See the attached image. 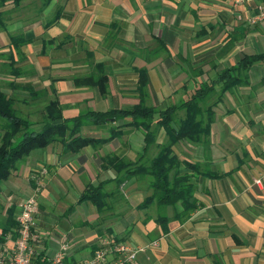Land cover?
<instances>
[{
	"label": "crops",
	"instance_id": "crops-1",
	"mask_svg": "<svg viewBox=\"0 0 264 264\" xmlns=\"http://www.w3.org/2000/svg\"><path fill=\"white\" fill-rule=\"evenodd\" d=\"M260 5L264 0L7 2L0 8V84L23 92L29 108L43 103L40 114L48 101H58L63 117L70 118L137 105V71L145 70L146 103L163 111L189 99L196 87L216 80L244 55L264 54V21L250 23ZM10 36L28 43L17 50ZM102 75L104 96L88 85ZM246 75L247 83L224 93L214 106L208 143L174 147L180 160L200 167L186 171L195 204L187 218L172 219V207L140 209L151 194L146 181L131 179L118 190L108 183L115 172L103 159L115 154L135 160L144 147L142 129L123 127L129 118L101 126L89 121L81 128L83 137L106 139L122 127L108 143L75 154L59 142L32 151L0 184V248L11 246L7 237L13 229L2 233L7 211L16 218L20 203L34 191L32 176L43 168L36 222L47 237L45 260L63 238L69 242L65 260L73 263L90 258L113 236L133 247L157 243L137 255L139 264H264V61ZM165 142L159 129L155 144ZM100 182L107 183L109 194L99 213L78 198L86 184ZM162 215L169 220L162 222Z\"/></svg>",
	"mask_w": 264,
	"mask_h": 264
},
{
	"label": "trees",
	"instance_id": "trees-1",
	"mask_svg": "<svg viewBox=\"0 0 264 264\" xmlns=\"http://www.w3.org/2000/svg\"><path fill=\"white\" fill-rule=\"evenodd\" d=\"M24 0H0V8L11 2L19 6ZM48 2L44 3V6ZM54 23L53 21L49 24ZM11 44L17 50L28 40L9 37ZM264 61V54L244 55L234 67L221 71L216 80L196 87L189 99L179 105L167 107L160 111L148 106L146 100L147 76L145 70H138V83L134 91L139 103L125 109H115L106 112L88 111L74 117L65 118L62 115V106L58 101H48L42 110L39 121H30L20 116L14 107V101L0 90V184L9 179L11 173L25 161L32 151L41 150L53 143L63 144L66 152L78 153L85 147L106 144L119 135L122 126H129L144 131V147L133 161L125 160L115 154H109L103 162L115 172V177L108 183H113L118 190L124 182L131 179L146 181L151 194L145 197L140 209H146L155 204L161 208L172 207V219L184 220L195 209L193 201V187L189 182L187 170L200 172L199 165L182 161L174 152L180 142L194 145H206L210 135V127L214 119L213 108L224 93L237 85L247 83L246 72L258 62ZM241 73H244L243 78ZM81 82L76 81L78 86ZM88 85L98 88L100 94L107 93V78L100 76ZM220 86L217 90V86ZM31 96H42L41 92H29ZM182 112V116L179 113ZM129 118L126 125L114 127L106 139L83 137L81 128L89 123L101 126L109 122L123 121ZM159 129L166 134V142L155 144ZM152 148L156 153L150 156ZM107 183L97 185L86 184L85 190L78 198V203L92 204L100 213L106 206L109 192ZM162 222L169 219L159 216ZM7 226L2 233L16 228L13 212L7 211ZM119 240V239H117Z\"/></svg>",
	"mask_w": 264,
	"mask_h": 264
},
{
	"label": "built area",
	"instance_id": "built-area-1",
	"mask_svg": "<svg viewBox=\"0 0 264 264\" xmlns=\"http://www.w3.org/2000/svg\"><path fill=\"white\" fill-rule=\"evenodd\" d=\"M236 5H243L249 0H229ZM264 21V5L258 6L257 14L250 18L251 24ZM45 169H40L32 176L34 191L31 196L19 205V212L15 218L16 228L13 235L9 234L7 240L11 246L0 248V264H139L137 255L157 246L156 242L144 246L133 247L122 240L111 236L104 238L90 258L77 262H67L69 242L66 238L58 242V250L50 259H44L46 250L45 237L37 226L38 201L37 193L43 186L42 176ZM259 183V181H256Z\"/></svg>",
	"mask_w": 264,
	"mask_h": 264
},
{
	"label": "rangeland",
	"instance_id": "rangeland-1",
	"mask_svg": "<svg viewBox=\"0 0 264 264\" xmlns=\"http://www.w3.org/2000/svg\"><path fill=\"white\" fill-rule=\"evenodd\" d=\"M0 87L2 89H5V91L7 90V92L9 93L8 95L13 99L14 101V107L15 109L17 110L18 114L24 118H28L30 121H33V122H37L41 119V114H40V106L43 105L42 104H35L33 106H31V108L28 107V104H24L23 103V99H24V93L21 92L19 89H13V90H8V88H10L9 86H7L6 83H2L0 84ZM155 150L153 149V152L152 154H150V156L154 155L155 154ZM135 157V156H134ZM134 157H133V160H134ZM42 183H43V176H42Z\"/></svg>",
	"mask_w": 264,
	"mask_h": 264
}]
</instances>
